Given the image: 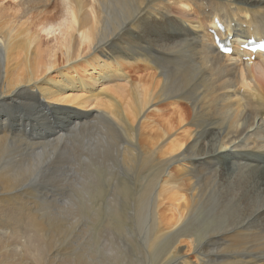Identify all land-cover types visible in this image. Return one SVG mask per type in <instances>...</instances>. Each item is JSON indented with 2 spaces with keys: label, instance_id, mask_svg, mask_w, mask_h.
<instances>
[{
  "label": "bare ground",
  "instance_id": "obj_1",
  "mask_svg": "<svg viewBox=\"0 0 264 264\" xmlns=\"http://www.w3.org/2000/svg\"><path fill=\"white\" fill-rule=\"evenodd\" d=\"M2 1L0 264L53 259L51 212L30 207L48 182L112 187L175 264H264V53L244 46L264 41V0Z\"/></svg>",
  "mask_w": 264,
  "mask_h": 264
},
{
  "label": "rangeland",
  "instance_id": "obj_2",
  "mask_svg": "<svg viewBox=\"0 0 264 264\" xmlns=\"http://www.w3.org/2000/svg\"><path fill=\"white\" fill-rule=\"evenodd\" d=\"M2 5L4 8H11V3L9 1L0 0V7ZM176 15L182 18V14L180 15V13L176 12ZM183 17L193 18L194 16L188 12L187 14L184 13ZM52 43L51 40L47 41V38L44 41L45 45ZM105 63L109 62L107 61ZM92 72L94 71L92 70ZM117 84L118 82H106L101 88H112L118 86ZM58 108L64 109L63 107ZM65 108L70 109L71 107L65 106ZM88 111L89 110L83 112L87 113ZM33 114L28 110L22 109L17 111L16 115L18 117L24 116V119H28L31 118ZM16 115L14 119L17 117ZM108 181L109 179L103 180L94 176V185L99 182H102L99 184H105V182L108 183ZM111 181L113 182L115 179ZM135 182L134 185L131 183L130 186L132 188H135ZM50 184L52 183L48 182L47 184H43L42 186L44 188L46 187L47 190H45L46 188L44 190H37V193L35 192L34 195L37 194L36 196L38 199L32 198L33 200H30L32 202L30 203V207H33H31V209H33L34 212L39 208L42 209V216H44L46 212H51L49 214L46 213L49 217L43 219L46 229L45 234L51 235V240L47 242L44 252V246H42L41 258L48 254L53 257L47 264H175V261L172 260V249H165L164 246L157 245L158 235L138 234L139 231L134 227L133 220L130 217L136 216L138 213V209L135 206H129L124 202L121 204V201L110 204V198L113 197L114 191L112 187H106L107 190L105 189L104 195L101 197H99L94 190V201H89L83 198V193L73 190L74 186L78 183H75V185L74 183L64 184L71 185L65 186L64 190V187L58 188L55 184H53V186ZM93 188L94 187L84 188L82 190L89 191ZM51 190L52 192L54 191V193H52ZM45 194L48 198H45L46 196L43 198ZM49 196L51 198H49ZM169 204L170 203L167 201L165 207H168ZM57 206H60V211L61 208L63 209L61 218L57 215ZM47 207L48 209L51 208L48 210ZM144 210H146V208ZM144 218L145 214H143L142 219H140L143 220ZM141 220L137 226L139 228H141L142 225ZM52 235L59 236L57 239H53ZM206 241L207 238L204 239L203 244H207ZM210 243L213 249L222 247L219 246L220 242L217 240H213ZM179 248L185 252L188 259H196L195 253L193 251H188L185 244ZM59 253L61 255H58ZM207 254H209V252H207ZM210 255L213 257V261L218 262L220 260L219 256L213 253ZM55 256H57V258L54 259ZM74 260L75 262H73ZM225 260L224 262H226ZM29 262L34 264V261L31 262L29 258L25 261V264H29ZM41 262H44V260L41 259Z\"/></svg>",
  "mask_w": 264,
  "mask_h": 264
}]
</instances>
